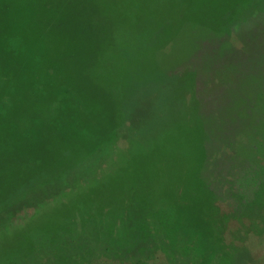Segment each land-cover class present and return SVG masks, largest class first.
Here are the masks:
<instances>
[{
  "label": "rangeland",
  "instance_id": "1",
  "mask_svg": "<svg viewBox=\"0 0 264 264\" xmlns=\"http://www.w3.org/2000/svg\"><path fill=\"white\" fill-rule=\"evenodd\" d=\"M262 115L264 0H0V264L15 240L26 264L43 261L72 217L96 241L116 227L82 264H168L124 230L129 213L207 264L222 236L232 254L213 264H264V238L246 241L264 171L245 176L264 169V126L247 135ZM217 154L225 173L207 175ZM218 179L230 196H213ZM205 188L230 218L220 236Z\"/></svg>",
  "mask_w": 264,
  "mask_h": 264
},
{
  "label": "trees",
  "instance_id": "2",
  "mask_svg": "<svg viewBox=\"0 0 264 264\" xmlns=\"http://www.w3.org/2000/svg\"><path fill=\"white\" fill-rule=\"evenodd\" d=\"M5 49H8V48H5ZM262 116H264V115H262ZM255 121H258V123L251 125V127H252L251 129L247 128V135L251 138L252 137L253 138L258 137V134L260 133V131H257V129H259V128L262 129L264 126V117H260V118L256 117ZM183 125H185V124H183ZM186 125L187 126L192 125L193 127L197 128V129L199 128V126L197 124L189 123ZM176 126L177 125L175 123V127ZM243 126L246 127L247 125H243ZM225 137H226V134H224V140L226 139ZM251 138H250V140H251ZM230 139H231V137H229V139H227V140L230 141ZM233 139L234 138H232V140ZM234 141L236 142L235 139H234ZM262 143H264V142H262ZM120 144L123 145V139L120 141ZM205 152H206L205 148L204 149L198 148V156H199L198 159L200 161L204 157L203 155H205ZM217 152L219 155L221 154V150H220V153L218 150H217ZM206 154L210 158V154L208 155L207 152H206ZM218 154H217V158L216 157L214 159L212 158L213 159V162L211 165L212 167H211V169L207 175H209V174L214 175V174H220V173L222 174L224 172L225 167L223 164L219 163V161H221L222 158H220V156H218ZM210 161H211V158H210ZM254 163L255 164L250 165V168H249L248 172H246L245 176L249 175V173H251V172L258 173V171H261V172L264 171V169L262 168V165L259 164L257 160ZM217 183H218L217 191L213 187V191H215L213 196L214 195L219 196V197L221 195L230 196V194H226L222 188L223 183H224L223 180L221 181V179H218ZM186 188L190 189L188 187H186ZM75 189H76V187L71 188L70 191L75 190ZM185 189L183 190V193H184V191H191V190L194 191V189H191V190H185ZM204 190H205V192H204L205 194L202 193L199 195L200 196L199 199L201 200L199 205L201 206V209L205 211L204 212L205 215H203V217L205 219H208V220L214 222V224H215L214 231L218 236H220L221 232L219 234V231H218V229L220 230L219 223H221L222 221L225 222L226 220H228L230 218L225 216V215L221 218L218 217L219 210L214 208V206L211 204V202L209 200L210 195H209V192L206 191V188ZM209 191H210V189H209ZM66 194L70 195V192H68ZM184 194H187V193H184ZM199 199L197 200V202H199ZM215 199H218V198L215 197ZM176 202L178 204L187 205L191 201L186 202L185 200H181V203H180L177 200ZM236 203L241 204V202L239 200H237ZM176 208H174V206L172 205L175 222H177L178 219L183 217V215H180L178 213L179 209L178 208L176 209ZM188 213H192V212H190L187 209V214ZM259 213L260 214H258V215L263 216V218H261V217H254V218L252 217L251 218L253 223L250 226V233L247 235V238H246V241H247L249 246H251L252 244L257 245L258 242H261V237L264 238V205L261 206ZM29 216H31V215H28V214L23 212V214L19 215V218H18L19 221H17V223H15V224L20 225L19 224L20 221L26 219ZM125 218L126 219L129 218V220L132 222L133 226L131 228L129 226L125 227L124 230L126 232H129V234H131V235H135V236L144 235V236H146L145 241L146 242L150 241V245L153 247L152 250L153 251L156 250V252L158 250V252H160V254L162 253L163 256H165L166 262L168 264H207V263H205L206 261H203L204 260L203 257L196 256V254H194V248L190 243H185V242L174 243L173 245H171V242L169 243V240L167 237V232L169 231V228H170L169 225L167 227L162 226V231H160V230H158L157 227L144 226V225H142V223H139L137 220V218H139V217H137L135 214L132 215L131 213H129L128 215L125 216ZM85 222H86V220H83V222H82V220H78L76 217H72V219H69L62 228H63V230H65L69 233L71 240L69 242L65 243L66 246L62 245L60 242H58L56 240V238L51 240L49 242L50 245H48L50 247L49 251H51V253H50L51 255L47 258L44 257L43 261H40V260L37 261L36 260V264H82L86 260H89V257H94L95 255L97 256V254H99L98 253V245L102 240H104L106 242L105 243L104 241H102L104 244V247H105L104 250H107L108 243L112 246V244L115 242V238L113 237V233H115L116 227L109 226L110 235H108L107 233L97 229V233L100 235L101 238L99 241H96V239H93L94 234L92 233L91 226L88 227L89 225H87ZM84 225H86V227H84ZM180 226H183V224H181ZM89 228H91V229H89ZM80 231H81V234H80ZM77 235H79L80 237L77 238ZM92 241H94V242H92ZM63 242H64V240H63ZM217 243L219 245V249L217 252L214 251L212 253V260L209 259V261H208L209 264H213V262H215L214 261L215 258H218V255H221V253H223L225 255V256L223 255L224 258L225 257L229 258L232 254V251L230 250L232 247L231 246L232 243H231L230 239L229 240L227 238L223 239V236H222V238H220L219 242H217ZM20 244H21V242L16 244V240H15V242L12 244V247L10 248V252H9L10 254L9 253H8V255L5 254L6 256H8L9 264H26L28 262V260L24 261L25 256L20 251V248H21ZM169 244H170V246H169ZM34 246H35V244H34ZM102 248H103V245H102L101 249Z\"/></svg>",
  "mask_w": 264,
  "mask_h": 264
}]
</instances>
